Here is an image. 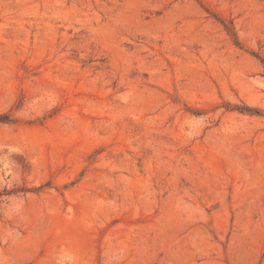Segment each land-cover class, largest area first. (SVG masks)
Returning a JSON list of instances; mask_svg holds the SVG:
<instances>
[{
	"label": "rangeland",
	"instance_id": "1",
	"mask_svg": "<svg viewBox=\"0 0 264 264\" xmlns=\"http://www.w3.org/2000/svg\"><path fill=\"white\" fill-rule=\"evenodd\" d=\"M263 63L264 0H0V264H264Z\"/></svg>",
	"mask_w": 264,
	"mask_h": 264
},
{
	"label": "trees",
	"instance_id": "2",
	"mask_svg": "<svg viewBox=\"0 0 264 264\" xmlns=\"http://www.w3.org/2000/svg\"><path fill=\"white\" fill-rule=\"evenodd\" d=\"M263 68H264V63H263ZM263 76H264V69H263ZM237 110H240V112H246L249 114H255V115L260 114V111H258L257 109L249 108V107H243V108L239 107L237 108Z\"/></svg>",
	"mask_w": 264,
	"mask_h": 264
}]
</instances>
